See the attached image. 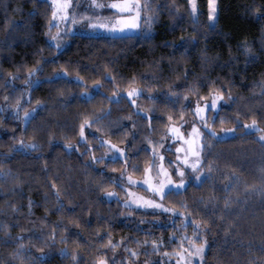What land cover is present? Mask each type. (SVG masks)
I'll list each match as a JSON object with an SVG mask.
<instances>
[{"label":"trees","instance_id":"16d2710c","mask_svg":"<svg viewBox=\"0 0 264 264\" xmlns=\"http://www.w3.org/2000/svg\"><path fill=\"white\" fill-rule=\"evenodd\" d=\"M152 3L159 18L153 22L151 39L121 40L78 33L64 37L61 48L57 49L48 34L53 11L51 0H0V105L4 107L0 114V153L8 152L19 139L41 145L34 151L12 153L7 160L0 157V226H10L7 232L0 227V264H20V261L11 259L20 243L14 241L16 236L24 235L22 242L27 245L31 230L47 234L49 226L61 219L68 225L67 244L61 243L57 237L54 246L44 248L49 255L41 264H73L71 258H65L59 252L66 246L83 255L85 259L81 264H91L92 259L101 254L99 249L107 244L109 236L106 233H110L113 243L123 239L114 253H106L108 256L115 254L117 264L122 261L162 264L163 253L177 247L169 238L173 234L178 237L183 233L191 235L194 229L189 225L181 232L183 223L180 219L173 227L167 218L125 208L115 198L109 201L105 197L106 191H117L119 196L125 197L123 188L112 180L125 168L128 174L141 178L143 166L152 162L151 153L146 150L152 145H148L147 140L151 139L163 155L169 126L167 117L171 115L172 123L180 125L182 111L183 120L188 122L183 129L189 128L194 117L192 104L200 96L208 97L210 88L226 86L234 97H239L235 102L229 101V106L220 111L219 115L225 121L223 125L219 120L213 123L215 114L209 115L216 130L237 127L233 117H239L243 122L255 118L264 129V94L259 86L264 83V17L260 15L264 14V0H218L215 31L208 26L207 0H198L200 24L195 26L197 31H194L189 15L188 0H152ZM174 7L179 8L178 15L170 11ZM12 21L26 25L27 30L16 27L13 31ZM55 31L56 28L51 29V33ZM89 36L92 39L86 38ZM189 36H195L199 43L189 46L185 53L178 46L181 37ZM242 44L251 48V55L256 59L249 58L241 48ZM37 62L43 65L44 71L37 73L34 79L38 78L42 83L28 90L31 94L29 104L25 102L27 97H22L24 81L28 79L27 71L37 67ZM62 68L68 70L67 79L46 82ZM106 72L116 77L115 85L104 79ZM9 73L18 75L19 79L9 84ZM77 74L88 85V91L92 90L94 82L99 81L105 85L102 91L107 95H96L91 101L80 98L78 94L85 88L73 82ZM153 76L157 79H151ZM133 78V87H151L153 99L144 94L136 98V105H132L124 98ZM208 81L215 83L208 86L201 83ZM194 83L200 89L198 93L189 90ZM117 86L121 90L118 104L107 99L116 92ZM170 87L177 94H186L188 101L168 102L164 94ZM4 96H8L7 102ZM17 98L28 110L36 107L37 101L47 107L38 109L36 118L26 126L22 120H15L12 109L8 108V103L14 105ZM136 106L148 111L152 117L150 126L147 119L136 115ZM105 109H111V116L93 125L91 131L94 135L89 134L87 128L85 133L97 157L106 150L97 146L98 136L124 146L126 151L134 144L128 165L108 159L92 165L89 163L90 154L80 155L85 152L78 135L82 117L91 118L94 113ZM129 116L132 120L127 119ZM205 138L211 145L203 151L204 161L213 164L211 178L203 179L201 185L192 183L179 195L170 194L165 202L185 213L191 212L197 221L211 225L212 232L206 234L209 241L205 253L207 264H247L253 256L264 259V251H261L264 245V198L258 192L250 195L244 192L246 185L259 186L261 183L264 143L255 132H238V135L219 142L207 134ZM64 143L79 144V152H66ZM168 153L173 157L176 154ZM169 155L166 156V165L171 167ZM133 164L141 165V170H135ZM9 169L10 173L3 175ZM233 171L241 176V182L232 190H226L225 185ZM50 181H55L61 191V202L65 205L62 212L56 210L58 205ZM13 188L16 189L14 192L11 191ZM229 195H238L241 202L233 203L232 211L226 213L222 205L224 197ZM213 196L215 205L210 200ZM201 197L204 204L200 203ZM29 199L34 202L31 215ZM182 201L188 204L187 209L182 207ZM13 208L17 210L13 211ZM46 209L48 218L45 221ZM221 215L225 216V221L218 219ZM226 222L234 225L227 234L224 230ZM60 231L57 228V232ZM145 240L163 241L172 246L153 252L150 246L143 244ZM42 246L36 243V247ZM125 247L136 250L138 260L124 251ZM38 254L33 248L30 255L35 257ZM24 255L23 264H33L28 259L29 254Z\"/></svg>","mask_w":264,"mask_h":264},{"label":"snow or ice","instance_id":"6c2138e0","mask_svg":"<svg viewBox=\"0 0 264 264\" xmlns=\"http://www.w3.org/2000/svg\"><path fill=\"white\" fill-rule=\"evenodd\" d=\"M52 4L55 6L54 10L51 12V20L48 22V34L50 39L54 42V47L60 49L62 46V42L64 37L71 35V30L64 28H60L61 23H71L73 25L84 23L86 29H103L106 32L119 34L118 39L121 40H132V39H142L148 40L152 38V26L153 22L159 18L158 11L153 7L152 0H112L111 3H99L97 0H91L89 4V10L92 9H108L114 13L113 18H103L107 22H101L100 17H93L88 15H80L79 18L76 16L69 15V9L73 8L72 0H51ZM189 4V15L191 17V21L194 25V31L198 29L195 27L200 24V16L198 10L197 0H188ZM166 6V5H165ZM208 7V26L212 31L216 30V25L218 23V0H207ZM170 11H175V13L179 14V8L174 7ZM261 17H264V14H260ZM95 20V22H93ZM14 25L13 31L16 30V27H22L26 31V25L17 24L16 21L11 22ZM56 28L57 32L53 36L51 35V29ZM201 35H204L201 32ZM92 39V37H86ZM11 39V38H9ZM181 43L178 47L183 48L185 53L189 46L198 44L199 41L195 36H189L188 38L181 37ZM7 43V41H5ZM174 47L176 45H173ZM243 51L249 54L250 59H256L255 56L251 55V48L245 45H241ZM264 50V49H262ZM159 67V65H156ZM44 67L37 62V67L29 69L27 71L28 79L24 81L25 92L22 93V97H27L25 100L26 103L31 104V94L28 91L29 89L38 86L42 83V81L38 78L34 79L37 76V73L43 72ZM9 81L11 84L12 81L19 79L18 75H13L12 73L8 74ZM69 77L68 70L66 68H62L60 71H56L53 73L51 77L47 78L46 82L51 83L53 80H64ZM185 78H187V72H185ZM104 79L110 81L113 85L116 84V77L112 75L111 72H106L104 75ZM151 79L155 80L157 77L153 76ZM74 83L82 85L85 88V91H82L78 94V96L85 101H91L95 99L96 95H107L102 91L105 85L99 81L94 82L92 85V90L88 91V85L84 81V79L77 74L73 80ZM135 83V78H133L132 82L129 84V90L126 91V95L124 98L130 100L132 105H136V98L140 97L144 94H149V99H153L151 96V87L146 88H138L133 87L132 85ZM204 86H208L209 84H214L215 81L201 82ZM262 89V94H264V83L259 85ZM193 93H198L199 88L194 83L191 85L190 89ZM227 92V95H225ZM121 90L117 86L116 92H114L111 96H107L108 101L113 103H119L121 99ZM63 95V93H61ZM165 95V99L172 104H179L180 100L188 101V96L183 92L177 94L176 92L171 91V87ZM239 97H234L232 95L231 89L226 86L222 89H214L210 88L208 97L200 96L194 102V107L192 108V114L197 117V120L193 122L191 127V131L188 133L187 138L185 134L181 131L185 124L188 122L183 120L182 111L181 122L180 125L177 126L175 123H172L173 117L169 115L167 120L169 121V126L166 129L167 135L174 142H181L182 147L176 148L175 152L181 155H178L175 161H169L170 166L176 171L177 176L179 177V183H176L172 179L171 173L168 168L164 166L165 157L160 154L156 145H153L151 139L147 140L148 145H152L151 148H147L146 150L150 151L152 162L147 166H143L142 170L144 173V177L142 180H136L133 178L131 174H128L127 168L123 172L120 173L118 177L112 180V183H118L121 188L124 189L128 199L121 200L119 193L106 191L105 197L111 201L115 198L116 201L121 203L125 208H135L137 210L149 211L156 213L159 212L161 214H169L172 217H182L184 220L183 225L181 226V232L184 228H187L189 225L194 229L191 235L183 233L182 236L178 237L173 234L169 239L170 242L174 241L177 247L173 248L171 252L165 251L163 256L165 258L175 257V260L172 264H207L205 260L206 250L209 249V241L207 237V233L212 232V227L209 223L199 222L196 220V217L192 215L191 212L185 213L184 211H179L175 207L166 206L164 203L165 198L172 193L179 195L182 191H184L188 186L192 183H196L197 185H201L203 183V179H209L212 176L213 172V164L211 161H204L202 157V152L205 148H210L211 145L206 143L205 133L208 137L215 138L218 142L224 139L232 138L238 135V128H243L246 130L245 134L248 131H260L264 132V129L259 127L258 121L253 118L251 123H245L240 120L239 117H233L236 120L237 127L232 128H223L220 132H217L216 128L213 127L209 123V115L215 114L212 116L213 123L216 120H219L220 124H224V119L220 117L219 113L225 107L229 106V101L235 102ZM8 96H4V101H8ZM189 103H192L189 101ZM47 107V105L37 101L36 107H32L31 110H28L23 107L21 103V99L17 98L15 104L8 103V108L12 109V116L15 120H22L26 126H30L31 122L36 118L38 109L43 110ZM4 111L3 105H0V114ZM137 116H143L145 119L149 121V126L152 117L148 114L147 110H141L139 106H136L134 109ZM21 112L23 115L21 116ZM111 116V109L101 110L99 113H94L91 118L82 117V123L79 124L78 135L81 143L85 146V152L80 153L81 156L85 154H90L89 163L95 165L104 161L105 159L110 160V162L121 161L125 165L129 164V156L131 155V150L135 148V145H131L128 151H126L125 147H120L117 144L113 143L111 140H105L103 136H98V147L101 149L106 148L107 151L104 152L101 156L97 157L93 150L92 145L88 140V136L85 133V129H89V134L92 133V127L95 124H100L102 121ZM128 120H132V117H127ZM199 124L204 131L201 132L200 128L196 127V124ZM135 127V122H133V128ZM151 130V128H150ZM15 130H13L14 133ZM163 140V138H161ZM259 140L264 142V136H260ZM49 143H52L50 140ZM58 143V142H57ZM163 144H160L162 147ZM41 145L35 142H25L23 139H19L13 146L9 149L8 152L0 153V157L7 160L11 158L12 153L26 152L28 150H36L40 148ZM64 150L66 152L71 153L72 151L79 152L80 145L72 144V143H64ZM169 151L172 150L171 145L168 148ZM189 156L192 157L193 162H189ZM132 167L135 170H141V165L133 164ZM184 167L190 169L189 177L185 176ZM0 171H2V166H0ZM45 171H47V167H45ZM113 172L116 170L113 169ZM10 173V169L8 171L3 172V175L7 176ZM59 178V177H57ZM241 176L237 174L235 171L232 172L231 177L229 178V183L225 185L226 190H232L236 185L241 182ZM125 184L129 186H142L144 187L149 195L153 198H148L142 195H139L136 192L131 191V187H125ZM50 187L53 190V195L55 196L56 203L58 205L57 211L62 212L64 210L65 205L61 202V191L55 181H50ZM13 188L11 191H15ZM244 192L246 195H250L252 193L258 192L262 198H264V169L261 170V183L259 186L257 185H246L244 188ZM47 199V197H45ZM213 205L216 204V198L213 196L210 198ZM241 202L239 196H225L223 200V210L228 213L232 211V204ZM33 201L29 199L28 201V209L29 215H31V209L33 207ZM200 203L204 204V198H200ZM181 205L184 209H187L189 206L185 202H181ZM17 209L13 208V211ZM48 218L47 209L45 210V216L43 219L46 221ZM220 221H225V216L221 215L218 217ZM141 223H145V221H141ZM148 223L157 224L158 221H149ZM16 226H19L18 224ZM172 226H175L174 220L172 221ZM2 229L7 232L9 229L8 224H3ZM234 227L231 223H225L224 230L227 234L228 231L232 230ZM57 228H60L61 231L57 232ZM24 229H22V232ZM68 231V225L64 222L63 219L54 222L53 225L49 226V230L47 234H44L42 231L31 230V234L27 237L28 244L26 245L22 241L25 240L24 235H18L14 238V241H20L17 246V250L12 253L11 259L12 261H20V264H23L25 259V253H28V259L33 261V264H41V261L45 259L49 255V253L44 251L45 247L54 246L59 237V241L61 243L67 244L69 237L65 235ZM151 234V233H149ZM78 235V234H77ZM109 236L107 244L102 246L99 249V253L96 257H94L91 261V264H117V260L115 254L112 256L106 255L107 252H115V249L123 243V239L117 243H113L111 239L110 233H106ZM40 243L42 247H36V243ZM137 244H140V241L137 240ZM145 246H150L153 252H159V250L163 247H171V243L169 245H165L163 241L158 242L157 240H145L143 242ZM28 245H32L29 247ZM186 245V246H185ZM33 248H36V251L39 253L37 256H31V252ZM124 251L128 252L129 255L138 260L139 254L136 250L125 247ZM261 251H264V245L261 246ZM59 252L65 258H71L73 264H81V261L85 258L82 254L73 251L69 247H63L59 249ZM121 264H130L129 261H122ZM247 264H264V259L260 257L253 256L251 260L247 262Z\"/></svg>","mask_w":264,"mask_h":264},{"label":"rangeland","instance_id":"374dc122","mask_svg":"<svg viewBox=\"0 0 264 264\" xmlns=\"http://www.w3.org/2000/svg\"><path fill=\"white\" fill-rule=\"evenodd\" d=\"M90 2H91V0H72L73 8H70L69 9V15L70 16H76L77 18H79L80 15H88V16H93V17H100L101 18V22H107L103 18H113L114 13L112 11L108 10V9H92V10H89V4H90ZM97 2H99V3H111L112 0H97ZM197 3H198V0H197ZM54 7L55 6L52 4L53 10H54ZM198 10H199V5H198ZM93 22H95V20ZM60 28L61 29H64V28L70 29L71 30V34H73V35H76V34L79 33V34H85V35H90V34L91 35H97V36H101L102 35V36L111 37V38L118 37L119 36V34L109 33V32H106L103 29H96V30L86 29L84 23H79V24H76V25H73L71 23H67V24L61 23L60 24ZM56 32H57V29H56V31L54 33H51V35L54 36L56 34ZM49 40L54 44V42L50 39V36H49ZM63 42H64V40H63ZM192 107H194V103L192 104ZM196 120H197V117L194 116L192 118V120H191L190 127L189 128H186V129L185 128L184 129L183 128L181 129V131L185 134V137L186 138L188 136V133L191 131V127L193 125V122H195ZM209 123L211 124V121L210 120H209ZM245 123H251V121L245 122ZM177 126H179V125H177ZM195 126L198 127V128H200L201 132L204 131V129L198 123ZM232 127H235V126L223 127V128H232ZM221 129L222 128L218 129L217 132H220ZM238 132H244L245 133L246 130L243 129V128H241V129L238 128ZM248 132H251V133L255 132L257 134L258 138L260 136H264V132L254 131V130L253 131H248ZM167 137H169V136L167 135ZM167 137L164 138V139H166V142L167 143H166V145H164L165 146V153H163V156L165 157V159H164L163 163H164V166L166 168H168L169 172L171 173L172 179L174 181H176V183H179V177L177 176L176 171L172 167H169L168 165H166V160H167L166 159V156L169 155V153H168V151H169L168 150L169 145H171V147H172V150L171 151L173 153H176L175 152V149L176 148L182 147L183 145H182L181 142H174L170 137L169 138H167ZM213 139H215V138H213ZM117 145L120 146V147H124V146H121L119 144H117ZM106 151H107V149L105 150V152ZM178 155H181V154L176 153V154H174V157L169 155L168 160L175 161ZM202 157L204 159L203 152H202ZM189 162L190 163L193 162V159H192L191 156H189ZM184 172H185V176L186 177H189L190 169H188L187 167H184ZM119 175H120V173H118L116 175V177H118ZM143 177H144V175L141 176V178H136V177H133V178L136 179V180H142ZM125 187H131V191L136 192L139 195H142V196H145V197H148V198H153V197H151L149 195L148 191L144 187H142V186H129V185L125 184ZM115 192H117V191H115ZM120 199L121 200L128 199L126 193H125V197H121V195H120ZM164 203L166 204V206L171 207L165 201H164ZM132 209L133 210H136V211L150 213V214H157L159 216H162L164 218H167L168 222H170V223H172L173 220H174V222H176L177 219H180L182 221V223H184V220H183L182 217H172L169 214H161L159 212L154 213L151 210H149V211H143V210H137L135 208H132ZM179 211H181V210H179ZM174 260H175V257H172L170 259L169 258H165L162 264H172V262ZM141 264H143V263H141Z\"/></svg>","mask_w":264,"mask_h":264}]
</instances>
